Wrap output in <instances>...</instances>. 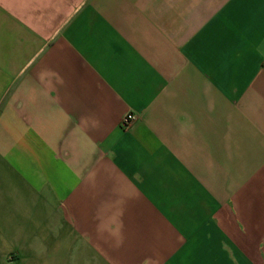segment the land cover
<instances>
[{
    "label": "crops",
    "instance_id": "1",
    "mask_svg": "<svg viewBox=\"0 0 264 264\" xmlns=\"http://www.w3.org/2000/svg\"><path fill=\"white\" fill-rule=\"evenodd\" d=\"M3 256L264 264V0H0Z\"/></svg>",
    "mask_w": 264,
    "mask_h": 264
},
{
    "label": "rangeland",
    "instance_id": "2",
    "mask_svg": "<svg viewBox=\"0 0 264 264\" xmlns=\"http://www.w3.org/2000/svg\"><path fill=\"white\" fill-rule=\"evenodd\" d=\"M15 257H18V256H3V264H14L11 262H15V261H12L13 259H15Z\"/></svg>",
    "mask_w": 264,
    "mask_h": 264
},
{
    "label": "built area",
    "instance_id": "3",
    "mask_svg": "<svg viewBox=\"0 0 264 264\" xmlns=\"http://www.w3.org/2000/svg\"><path fill=\"white\" fill-rule=\"evenodd\" d=\"M135 117V114L129 113L124 118V123L127 124L132 121V119Z\"/></svg>",
    "mask_w": 264,
    "mask_h": 264
}]
</instances>
